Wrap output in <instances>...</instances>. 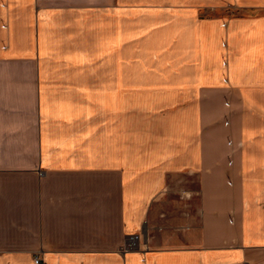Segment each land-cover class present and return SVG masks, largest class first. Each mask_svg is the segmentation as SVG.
<instances>
[{"label":"crops","instance_id":"crops-1","mask_svg":"<svg viewBox=\"0 0 264 264\" xmlns=\"http://www.w3.org/2000/svg\"><path fill=\"white\" fill-rule=\"evenodd\" d=\"M264 264V0H0V264Z\"/></svg>","mask_w":264,"mask_h":264},{"label":"built area","instance_id":"built-area-1","mask_svg":"<svg viewBox=\"0 0 264 264\" xmlns=\"http://www.w3.org/2000/svg\"><path fill=\"white\" fill-rule=\"evenodd\" d=\"M32 264H45V261L40 255H35Z\"/></svg>","mask_w":264,"mask_h":264}]
</instances>
